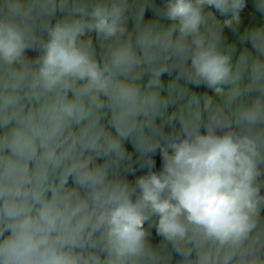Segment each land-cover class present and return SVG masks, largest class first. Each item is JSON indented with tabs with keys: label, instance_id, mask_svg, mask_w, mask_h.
<instances>
[{
	"label": "clouds",
	"instance_id": "clouds-1",
	"mask_svg": "<svg viewBox=\"0 0 264 264\" xmlns=\"http://www.w3.org/2000/svg\"><path fill=\"white\" fill-rule=\"evenodd\" d=\"M246 6L0 0V264H264Z\"/></svg>",
	"mask_w": 264,
	"mask_h": 264
},
{
	"label": "crops",
	"instance_id": "crops-1",
	"mask_svg": "<svg viewBox=\"0 0 264 264\" xmlns=\"http://www.w3.org/2000/svg\"><path fill=\"white\" fill-rule=\"evenodd\" d=\"M159 2H160V0H157V3H159ZM145 15H146V18H150L152 16L151 9H148L146 11ZM241 15H242V18H243L245 24L264 22V17H262L261 14L259 12H257L255 9V0H247V6ZM226 31H229V30H226ZM248 46L251 47L250 45H248ZM163 79L165 81H167L169 79V77L167 75H165L163 77ZM165 131H169V129L166 128ZM127 147L131 150V144H128ZM153 159L155 160V164H156V167L154 170L159 171L160 168L162 167V157H161V154L159 153V151H157L154 154ZM142 174H144L142 171L137 170L135 175L129 176V179L132 180L135 178V176H139ZM153 239L159 240V237L155 235L154 230H153Z\"/></svg>",
	"mask_w": 264,
	"mask_h": 264
},
{
	"label": "rangeland",
	"instance_id": "rangeland-1",
	"mask_svg": "<svg viewBox=\"0 0 264 264\" xmlns=\"http://www.w3.org/2000/svg\"><path fill=\"white\" fill-rule=\"evenodd\" d=\"M198 90H203V86H201V88H200V89H198Z\"/></svg>",
	"mask_w": 264,
	"mask_h": 264
},
{
	"label": "trees",
	"instance_id": "trees-1",
	"mask_svg": "<svg viewBox=\"0 0 264 264\" xmlns=\"http://www.w3.org/2000/svg\"><path fill=\"white\" fill-rule=\"evenodd\" d=\"M30 55H31V53H30Z\"/></svg>",
	"mask_w": 264,
	"mask_h": 264
}]
</instances>
